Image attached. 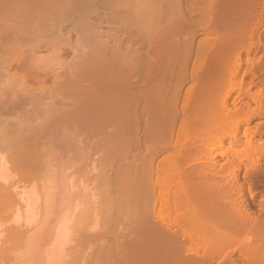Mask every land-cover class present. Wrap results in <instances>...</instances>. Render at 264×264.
Listing matches in <instances>:
<instances>
[{
	"label": "rangeland",
	"instance_id": "1",
	"mask_svg": "<svg viewBox=\"0 0 264 264\" xmlns=\"http://www.w3.org/2000/svg\"><path fill=\"white\" fill-rule=\"evenodd\" d=\"M70 2L66 3L70 7L60 8L64 11L57 8L56 13L60 15L55 13L56 19L52 15L38 23L0 19V37L7 27L15 31V35L10 33L15 38L9 35L0 42V124L16 119L22 131L27 125L32 130L39 127L33 131L30 141L27 140L32 137L30 128L29 137L24 132L28 138L19 137L23 132H17L18 139L25 140L24 144L20 140L21 147L29 145L30 150L21 148L23 156L31 151L23 162L22 156L19 161L7 150L5 142L9 136H0L6 140L0 147L6 146L3 148L7 152L1 147L0 155L6 161L7 181L13 186L19 183L17 186L24 187L23 190H35L31 194L38 198L35 205L39 222L35 230L20 227L22 223L15 225L13 208L18 202L15 191L10 189L13 187L10 182V188L5 187L8 183L0 184L3 186L0 188V230L5 233L1 239L5 238L0 239V264H112L111 233L118 220L123 224L128 220L124 212L127 207L120 199L119 218L111 208L110 190H114L115 175L131 166L134 158L139 156L146 161L149 152L171 143L168 137L162 143V140L143 143L144 108L157 109L159 104L154 92L164 91L168 97L159 100L170 105L172 113H177L187 92L192 90L194 68L211 54L223 51L224 31L217 24L221 16L220 0H81L78 5L72 4L73 0ZM65 7L71 9L69 14L78 19L82 17L77 25L74 20L78 19L67 10L66 13ZM233 40L230 44L237 45L240 35L235 33ZM261 71L254 72V76H263L264 69ZM258 91L257 87L250 89V93ZM261 93L264 95V89ZM56 109L60 111L58 117L54 116L57 119L61 111H73V116L84 115L73 124L77 122L69 121L73 116L65 117L66 112L62 113L60 120L68 129L63 128L61 133L57 128V134L51 131L56 123L52 124L54 117L47 119ZM86 110H90L88 114ZM46 119L51 120L46 128L53 125L50 130L40 125L45 126ZM11 122L7 125L11 126ZM59 123L57 127L61 126ZM13 128L19 131L20 126L17 128L16 122ZM71 132L74 137L68 134L73 138L67 141L65 137ZM196 145L197 157L204 159L188 163L184 169L201 167L206 171L207 151L201 139ZM166 155L160 154L156 161ZM260 190L256 189L247 201L253 211L260 204ZM65 219L67 223L70 220L67 225L71 231L69 234L67 228L66 234L72 240L65 238L63 241L69 240V243L59 244L60 249L68 247L55 253H59L57 259L49 253L47 258L45 251L49 250L54 230Z\"/></svg>",
	"mask_w": 264,
	"mask_h": 264
},
{
	"label": "bare ground",
	"instance_id": "2",
	"mask_svg": "<svg viewBox=\"0 0 264 264\" xmlns=\"http://www.w3.org/2000/svg\"><path fill=\"white\" fill-rule=\"evenodd\" d=\"M67 1L71 3L72 0H0V19L16 18L24 22L38 23L48 15L55 18L58 9L66 6ZM220 2L221 16L217 24L224 31L223 51L211 54L205 62L194 68L192 90L187 92L177 113H172L170 105L159 100L168 97L164 91L161 94L154 92L156 104H159L157 109L143 110L146 117L142 129L143 143H154L157 140H162L160 142L162 143L167 137L171 143L149 152L146 161L139 156L134 158L130 162L131 166L115 175L114 190H110L111 208L114 209L113 214L119 218L121 210L119 211L118 207L122 205V201L125 208L127 207L124 212L127 213L128 220L126 219L127 222L124 224L118 220L115 231L111 233L112 264H264V95L261 93L264 89V75H258L259 78L254 76V72L257 70L258 73L261 70L263 72L264 69V0ZM77 3L81 4V0L72 2L75 5H78ZM72 4L71 6H75ZM68 6L70 7L69 4L66 7ZM66 7L65 11L68 9ZM67 11L69 14L71 9ZM74 12L76 13L77 9ZM70 14L75 16L73 13ZM80 19L81 16L74 20L75 25L81 21ZM10 33L15 35V31L7 27L5 32L1 33L0 42L6 40L9 35L12 37ZM235 33L240 35V40L236 41L237 45H231ZM129 70L130 67L128 73ZM254 78L258 79L256 83L259 87L253 81ZM252 87H257L259 91L250 93ZM151 95L150 93L148 97ZM50 108L52 110L54 107ZM57 111V109L55 112L52 111L53 115L47 119L55 115L58 117L60 111L56 114ZM89 111L86 110V114ZM64 112L61 111L60 119ZM67 112L65 117H70L73 111ZM82 114L84 115V113L80 115ZM97 114H100V111H97ZM80 115L72 114L73 117H70L69 121L72 119L80 121ZM57 117L53 118L52 124L60 121L62 127L58 124L57 127L55 123V127L51 125V128H54L51 131L58 134V128L63 133L62 129L66 126ZM10 120L1 122L3 131L10 129L16 119L12 122ZM46 120L43 121L47 123L45 126L40 124L45 128L51 124V120L49 122ZM78 121L76 123L73 121V124H77ZM14 122L13 127L16 128L17 122V128L20 126L19 131L12 127L11 129L16 130L15 134L11 129L10 132L9 129L7 132L0 129L3 132L0 136H9L6 138L7 141L0 137V143L3 145L2 142L6 141L4 144L7 150L12 152L15 159L22 156L23 162L26 161L24 157L28 158L31 151L23 156L21 148L26 146L21 147V144H24L25 140L18 138H26L32 128L29 125L27 128L26 123L24 125L22 123L27 129L22 131L21 123ZM37 128L39 127H35L36 130ZM34 130L32 135L30 134L31 138L28 135V141L33 138ZM21 131L24 136L19 134L17 137V132ZM8 132L12 135L10 136ZM61 133V137L64 138ZM68 134L71 135L72 132L67 133V137ZM73 134L75 136L74 131ZM67 137H65L67 141H72L70 138L73 137L68 139ZM63 138L60 141H63ZM198 139L203 141V147L207 151L206 171L201 167L185 170L186 164L204 159V157L199 159L196 155ZM6 146H1V150L3 151V147L6 149ZM164 153L167 155L157 162V157ZM3 156L0 155V184L4 186L10 181H7L9 173ZM10 183L5 187L10 188ZM17 184L10 188L13 189L12 192L15 191L14 195L18 200L13 208L15 225L22 223L20 227L35 230L34 228H38L36 224L38 208L35 205L37 195L31 194L35 190L32 189V192L28 189L23 190L24 187L19 188ZM258 188L261 189L258 194L260 204L257 205V211L255 209L253 211L247 201L255 195L254 191ZM148 206H151V211H148ZM66 219L55 228L53 243L47 247L49 250H44L46 255L55 254L68 247L65 245L60 249L59 245L62 243L63 246L71 239L67 238L68 229L70 234L71 227L67 225L70 220L67 223ZM34 224L36 225L33 226ZM95 224L97 225L96 222ZM94 227L92 229L96 228ZM3 231L0 230V239L5 235ZM65 238L69 240L64 242ZM58 255L53 256L57 259Z\"/></svg>",
	"mask_w": 264,
	"mask_h": 264
}]
</instances>
